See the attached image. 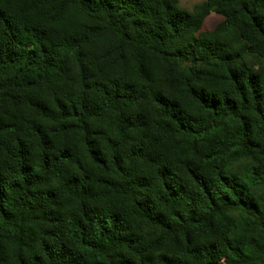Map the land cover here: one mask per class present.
Instances as JSON below:
<instances>
[{"label": "trees", "instance_id": "16d2710c", "mask_svg": "<svg viewBox=\"0 0 264 264\" xmlns=\"http://www.w3.org/2000/svg\"><path fill=\"white\" fill-rule=\"evenodd\" d=\"M178 1L0 0V264H264V0Z\"/></svg>", "mask_w": 264, "mask_h": 264}, {"label": "rangeland", "instance_id": "374dc122", "mask_svg": "<svg viewBox=\"0 0 264 264\" xmlns=\"http://www.w3.org/2000/svg\"><path fill=\"white\" fill-rule=\"evenodd\" d=\"M203 0H179L178 4L174 6V11H177L179 9H185L191 11L193 7L199 3H201ZM223 19V16L218 13H211L204 25V29H213L218 22H220Z\"/></svg>", "mask_w": 264, "mask_h": 264}]
</instances>
